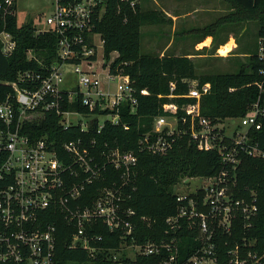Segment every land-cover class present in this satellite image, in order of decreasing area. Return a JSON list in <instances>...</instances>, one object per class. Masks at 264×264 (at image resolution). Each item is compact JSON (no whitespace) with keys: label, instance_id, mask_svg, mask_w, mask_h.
Returning a JSON list of instances; mask_svg holds the SVG:
<instances>
[{"label":"built area","instance_id":"2783aa9c","mask_svg":"<svg viewBox=\"0 0 264 264\" xmlns=\"http://www.w3.org/2000/svg\"><path fill=\"white\" fill-rule=\"evenodd\" d=\"M118 1L133 10L138 3ZM108 2L53 0L45 27L35 26V34L56 36V58L45 64L28 50V59L37 60L39 68L19 71L16 80L3 82L12 92L0 99V264H55L62 220L72 228L68 248L86 250L92 257L100 252L109 264H217V233L231 235L238 224L248 229L258 211L254 192L236 194L237 168L244 155L264 157L250 136L251 130L262 125L264 105L258 96L230 127L222 118L201 114V98L210 92L209 82L182 79L187 91L178 94L175 82L170 81L168 93L158 95L167 101L153 117L151 130L139 138L137 151L107 142L99 145L86 137L91 126L100 134L106 123L127 129L128 124L121 121L122 108L128 107L132 113L137 105L138 91L129 74L120 63L112 68L118 52L105 56L104 40L96 30ZM0 8L3 18L16 16L15 0H3ZM15 48L16 41L3 21L0 53L8 57ZM256 59L264 64V35L258 38ZM68 72L75 76V83L65 87ZM139 94L149 92L143 88ZM181 98L186 101L179 102ZM53 112L63 129L78 127L83 133L63 144L62 156L47 136L34 139L25 132L30 123ZM68 115L78 119L68 120ZM182 138L198 150H215L222 168L213 175L200 176L203 181L194 192L175 191L177 210L165 218L162 236L137 241V215L125 204L136 188L137 152L164 155ZM109 168L117 170L119 178L101 185L97 195L90 197L89 187L103 183ZM100 226L119 234L118 246L103 243V236L96 233ZM184 226L196 230V245L183 258L179 242ZM251 246V240L243 237L241 243L229 247L227 264H264V252ZM145 258L153 261L143 263Z\"/></svg>","mask_w":264,"mask_h":264},{"label":"trees","instance_id":"16d2710c","mask_svg":"<svg viewBox=\"0 0 264 264\" xmlns=\"http://www.w3.org/2000/svg\"><path fill=\"white\" fill-rule=\"evenodd\" d=\"M3 0H0V3ZM232 7V12L215 24L206 26L202 30V39L214 33V26L219 22H235L241 20H257L259 24L258 36L264 35V0H226ZM0 8V26L6 24L16 41L13 53L5 57L0 53V99L12 92L10 86L4 81L16 80L17 73L22 70L39 68L37 60L28 59L27 51L31 50L42 63H50L56 58L57 38L53 33L44 32L35 34L32 21L17 25L16 16L3 18ZM153 19V14L147 15L139 6L131 9L125 2L109 0L105 12L97 23L96 30L101 34L104 44L105 56L117 51L112 68L121 64L123 71L129 74L133 85L138 91L137 105L134 112L123 107L121 121L128 124L124 129L122 125L106 123L100 134H96L94 127L86 137L94 138L97 144L107 142L110 146L122 150H136L138 140L142 134L149 132L153 117L161 113V103L167 98L158 95L168 93L170 81L176 84L175 92L183 94L187 85L182 79L196 78L193 62L186 56H145L139 54V28L143 21ZM218 48L215 45L214 49ZM224 55V54H223ZM248 70L241 67L235 73H215L200 77L199 82H210V92L201 98V114L215 119L226 116H242L246 113L247 104L259 96L260 104L264 105V64L256 59V53L250 58ZM258 84H261L260 89ZM234 88L231 92L229 89ZM146 88L148 95H141L139 91ZM186 101L185 98L179 102ZM79 110L85 108L77 106ZM31 138L47 136L51 147L59 154L64 155L63 144L66 141L82 136L78 127L63 129L60 118L55 113H46L45 118L33 121L27 127ZM251 141L264 152V119L257 130L250 131ZM137 165L135 167V190L126 199L125 204L136 212L137 229L134 237L137 241L158 239L165 230V218L176 212L178 203L175 199L174 186L182 177L210 176L222 168L220 156L215 150H198L195 144L187 138L177 141V144L164 155H154L147 152H137ZM237 168L236 194L254 192L257 197L258 211L253 224L244 229L236 225L231 235L218 232L217 237V264H227V249L236 242L241 243L243 237L251 240V249L258 253L264 252V157L244 155ZM107 179L95 182L89 187V196L97 195V188L109 185L117 180V170L108 169ZM146 217V221L140 217ZM55 249V264L68 262L84 263L92 261L93 264H109L104 254L96 253L89 256L86 250L70 249L68 243L71 239L72 228L60 221ZM98 234L103 236V243L108 247L119 244V234L111 233L105 226H100ZM182 257L191 254L195 248L196 230H188L185 226L180 233ZM151 258L142 259L143 263H150ZM18 264V263H3Z\"/></svg>","mask_w":264,"mask_h":264},{"label":"rangeland","instance_id":"374dc122","mask_svg":"<svg viewBox=\"0 0 264 264\" xmlns=\"http://www.w3.org/2000/svg\"><path fill=\"white\" fill-rule=\"evenodd\" d=\"M17 25L32 21L36 27H45V18L52 12L53 0H15ZM153 19L142 22L139 33V54L145 56H186L194 64L196 79L215 73H235L241 67H249L250 58L257 51V20L219 22L214 33L202 39V30L232 12L226 0H138L136 7ZM135 7V9H136ZM134 9V10H135ZM206 38H209L206 42ZM231 42L230 51L225 55L219 49ZM215 45L218 48L214 49ZM66 70L70 66L64 67ZM70 71V70H69ZM75 76L68 72L63 85L71 86ZM210 84V82H209ZM211 86V84H210ZM231 92L234 88L229 89ZM253 102V101H252ZM247 104L246 112L252 106ZM68 120L78 119L72 115ZM238 116L223 117V121L233 127ZM200 176L182 177L174 186V191L189 193L199 187ZM67 264H93L68 262Z\"/></svg>","mask_w":264,"mask_h":264},{"label":"crops","instance_id":"0c3cea01","mask_svg":"<svg viewBox=\"0 0 264 264\" xmlns=\"http://www.w3.org/2000/svg\"><path fill=\"white\" fill-rule=\"evenodd\" d=\"M208 39H209V38H206L205 42H206ZM229 43H230V42H229ZM227 44H228V43H227ZM227 44H226V45H227ZM226 45H222L221 48L219 49V51L221 52V54H224V53H222V51L224 50V47H225ZM230 46H231V44H230ZM222 49H223V50H222ZM229 49H230V48H229ZM227 51H228V50H227ZM227 51H226V52H227ZM226 52H225V53H226ZM224 55H225V54H224Z\"/></svg>","mask_w":264,"mask_h":264},{"label":"bare ground","instance_id":"6f19581e","mask_svg":"<svg viewBox=\"0 0 264 264\" xmlns=\"http://www.w3.org/2000/svg\"><path fill=\"white\" fill-rule=\"evenodd\" d=\"M230 44H231V42L230 43H228L225 47H224V50L222 51V53H224L225 54V52L227 51V50H229V48H230Z\"/></svg>","mask_w":264,"mask_h":264}]
</instances>
